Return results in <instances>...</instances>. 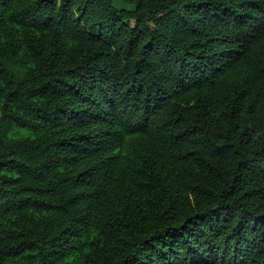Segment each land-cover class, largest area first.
I'll list each match as a JSON object with an SVG mask.
<instances>
[{
  "label": "trees",
  "instance_id": "obj_1",
  "mask_svg": "<svg viewBox=\"0 0 264 264\" xmlns=\"http://www.w3.org/2000/svg\"><path fill=\"white\" fill-rule=\"evenodd\" d=\"M0 0V264H264V0Z\"/></svg>",
  "mask_w": 264,
  "mask_h": 264
},
{
  "label": "rangeland",
  "instance_id": "obj_2",
  "mask_svg": "<svg viewBox=\"0 0 264 264\" xmlns=\"http://www.w3.org/2000/svg\"><path fill=\"white\" fill-rule=\"evenodd\" d=\"M114 3L117 6H121V7L126 6V4H124L122 0H114Z\"/></svg>",
  "mask_w": 264,
  "mask_h": 264
}]
</instances>
